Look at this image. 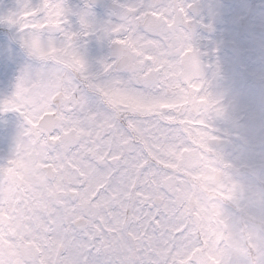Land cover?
I'll return each instance as SVG.
<instances>
[{
	"label": "snow or ice",
	"instance_id": "snow-or-ice-1",
	"mask_svg": "<svg viewBox=\"0 0 264 264\" xmlns=\"http://www.w3.org/2000/svg\"><path fill=\"white\" fill-rule=\"evenodd\" d=\"M69 12L40 0L8 17L38 65L62 70L65 90L38 107L22 88L0 101L23 117L0 163V264H224L205 231L228 196L205 115L214 102L184 5L124 0L98 25L86 3L79 31ZM89 32L114 48L103 75L75 47ZM248 264L264 259L250 249Z\"/></svg>",
	"mask_w": 264,
	"mask_h": 264
},
{
	"label": "flooded vegetation",
	"instance_id": "flooded-vegetation-1",
	"mask_svg": "<svg viewBox=\"0 0 264 264\" xmlns=\"http://www.w3.org/2000/svg\"><path fill=\"white\" fill-rule=\"evenodd\" d=\"M64 2L70 9L66 22L68 28L71 31H79L78 13L86 3H91L92 19L98 25H102L106 21L117 19L118 6L124 0H64ZM179 2L184 5L189 17L186 29L203 69L204 86L211 89L218 73L220 77L234 83L241 93V100L249 108L258 109L261 98L264 97V0H179ZM39 3L40 0H8L6 4L4 0L1 5H8L10 16L11 12L21 11L25 4L35 8ZM8 26L9 30L6 32H10V38H0V46L2 44L5 48L2 55L8 57L6 58L8 64L5 66L0 64V101L14 94L20 73L18 71L21 70V67L17 66V57L28 62L33 58L26 46L17 42L18 37L14 32L19 26L9 22ZM17 45L20 47L18 48ZM75 47L81 55L89 58L93 63L89 71L101 75H103L101 61L110 60L114 54V48L109 40L100 38L97 32L76 37ZM15 112L9 110L0 115V123L4 119L8 122L4 130L0 129V142L2 134L10 133L12 138L8 145L11 148L8 149L10 152L15 146L17 129L20 128V126L16 128ZM223 132L227 133L221 122L210 121V133L216 137L210 145L213 150L227 142L222 136ZM230 136L237 138L234 133ZM237 144L238 140L235 145ZM254 144L250 147L251 151L256 152L257 147L260 151L264 149V143L259 141L258 144ZM243 147L241 146L239 150ZM2 151L0 150V158H2L0 163L8 159L6 153ZM230 151L237 152L235 149ZM223 160L236 168L232 159L223 158Z\"/></svg>",
	"mask_w": 264,
	"mask_h": 264
},
{
	"label": "clouds",
	"instance_id": "clouds-1",
	"mask_svg": "<svg viewBox=\"0 0 264 264\" xmlns=\"http://www.w3.org/2000/svg\"><path fill=\"white\" fill-rule=\"evenodd\" d=\"M62 77V70L55 65L48 69L37 63L25 65L13 96L22 88L27 99L38 107L45 98L63 95L65 87ZM198 78L203 81L201 65ZM205 91L214 102L205 111L209 121H219L229 129L243 130L245 133L251 131L254 135L264 131V97L258 109L249 108L241 100V93L234 83L218 73L212 88L205 86ZM18 134L19 131L15 138ZM221 161L216 182L224 187L228 196L217 202L215 219L205 229L209 253L218 255L224 264H248L250 249L264 259V167L247 166L246 170L237 168L230 172L228 169L233 165L223 159ZM217 237L223 240V246L219 249Z\"/></svg>",
	"mask_w": 264,
	"mask_h": 264
},
{
	"label": "rangeland",
	"instance_id": "rangeland-1",
	"mask_svg": "<svg viewBox=\"0 0 264 264\" xmlns=\"http://www.w3.org/2000/svg\"><path fill=\"white\" fill-rule=\"evenodd\" d=\"M4 2V0H0V26L3 27H7L8 24V17H9V7L8 5H1ZM6 4H8V0H6ZM18 12H20V10L16 11V12H11L10 14H18ZM5 30H9V26L5 29ZM14 35H16L18 37V41L20 44L23 43L22 39H21V29L20 27L17 28V31L14 32ZM3 37H9L10 38V32H0V38ZM9 41H14L9 39ZM17 47L19 48L20 46L17 45ZM5 48L3 47V45L1 44L0 46V64L2 66H5V64H8V61L2 54L4 53ZM83 56V55H82ZM83 58L86 61V64L88 66V69L90 70L93 63L89 60V58H86L85 56H83ZM10 62V61H9ZM37 63L36 58L33 56L31 62L28 61H23V58L21 57H17V66L21 67V69L25 66V65H29V64H34ZM18 72H21V70H19ZM20 73H18V77H19ZM17 77V79H18ZM3 101V100H2ZM7 113L8 111H0V115H3L4 113ZM16 114V128L18 126H20L23 122V117L21 116V114L19 112H15ZM4 121V122H3ZM223 125V127L225 128L226 132H223L222 136L223 138L227 139V142L221 146L220 148H217L214 150V155H219V157L221 159L223 158H227V159H232L233 160V164L236 166V168H231L228 169V171L230 172H234L237 168L241 169V171L246 170L247 166H252V167H264V149L263 150H259L258 147L256 148V152L255 151H251V146L254 143H257L260 141L262 143H264V131H262L260 134H256L254 135L251 131L245 133L243 130H237V129H229L227 126H225L223 123H221ZM8 126V122H6V120H2V122L0 123V129L4 130V127ZM20 128L17 129V132L19 131ZM231 133L236 134L237 138L230 136ZM230 139V140H229ZM12 138L10 136V133L5 132L4 134H2V139L0 142V150H3L2 152L6 153L7 158L10 157L11 152L8 150L11 148L8 146L9 143L11 142ZM238 140V144L235 145L236 141ZM14 145V142H13ZM256 145V144H254ZM241 146H244L243 149L239 150L241 148ZM231 149H235L237 152L234 153L232 151H230ZM0 160H2V158H0ZM1 163H4V161H1Z\"/></svg>",
	"mask_w": 264,
	"mask_h": 264
}]
</instances>
